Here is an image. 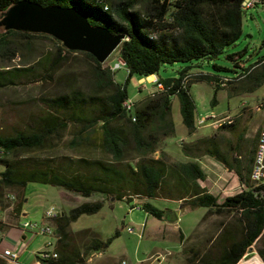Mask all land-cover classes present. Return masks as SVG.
<instances>
[{
	"label": "trees",
	"instance_id": "16d2710c",
	"mask_svg": "<svg viewBox=\"0 0 264 264\" xmlns=\"http://www.w3.org/2000/svg\"><path fill=\"white\" fill-rule=\"evenodd\" d=\"M22 0H0V17L12 5ZM42 7L74 8L87 17L92 26L106 28L112 34H124L126 40L118 48V55L127 70L123 85L114 81L109 66L98 63L84 52L69 51L45 34L23 31H5L0 27V90L28 83H53L57 92L40 99L44 109L26 131L0 134V206L6 208L5 196L9 191L24 190L28 183H39L61 188L83 197L104 195L109 200L133 201L144 199L141 208L158 220L172 218L168 210H161L149 201L155 198L180 200V209L206 208V215L234 213V221L222 224L212 244L218 246L215 258L201 257V264H237L247 251L264 239V184L252 187L250 172L258 134L249 144L244 161L234 157L230 162L213 138L202 139L182 146L186 162H169L165 155L154 159L160 143L175 135L171 119V98L179 103L181 121L188 136L195 131L196 105L190 94L195 83L212 84L211 105H216V92L221 78L234 82L244 79L241 89L254 93L264 85V56L245 67L241 54H226L241 35V0H27ZM106 8V9H105ZM36 40H48L54 51L36 56ZM80 56L87 65L88 89L86 93L74 86V79L61 73L70 57ZM224 58L232 61L234 69L212 63L214 72H233L223 77L203 71L211 62ZM18 60L17 64H13ZM187 63L176 78L158 76L164 65ZM195 69V70H194ZM240 70V72L237 71ZM190 75L184 81L186 75ZM133 75L139 79L155 75L165 92L148 95L134 105L133 117L127 115L122 104L128 99L126 86ZM59 92L58 89H62ZM73 127L67 146L83 148L85 156L69 160L67 164L53 166L49 159L25 157L49 150L54 140L60 141L64 132ZM233 124L220 129H232ZM98 151L102 158L89 154ZM208 155L233 172L241 190L224 198L221 203L201 182L205 174L197 162ZM136 161L135 163H131ZM127 161V163H125ZM16 202L14 211H21ZM103 202H87L62 213L56 222L60 239L56 243V259L40 264H81L80 252L65 242L66 228L82 215H93ZM175 218V217H173ZM57 233V232H56ZM118 233L115 234V237ZM111 239L102 242L92 239L89 250L107 248ZM264 262V248L256 250ZM85 260V257H83ZM0 259V264H3Z\"/></svg>",
	"mask_w": 264,
	"mask_h": 264
},
{
	"label": "rangeland",
	"instance_id": "374dc122",
	"mask_svg": "<svg viewBox=\"0 0 264 264\" xmlns=\"http://www.w3.org/2000/svg\"><path fill=\"white\" fill-rule=\"evenodd\" d=\"M175 1V0H171ZM241 35L234 45L225 50L226 54H241L240 61L245 67L256 63L264 56V3L242 13ZM34 48L36 56L53 52V44L48 40H36ZM15 60L13 64H17ZM116 62H122L118 55V48L103 63L104 66H113ZM212 63L228 69H234L232 61L219 58L203 67V71L219 76L231 77L233 72H214ZM187 63H174L164 65L160 68L158 76L163 79L176 78L179 70L187 66ZM240 72L239 69H237ZM67 78L74 79V86L88 93L87 65L82 61V57L75 56L69 58V63L61 69ZM127 70L120 67L114 71V81L123 85L127 78ZM150 80L153 76L148 77ZM244 79L221 87L216 92V105H211L214 93V86L207 83H195L190 94L196 105V117L205 118L215 115L217 118L230 116L233 120L232 129L210 128L207 126L196 129L190 142L187 131L182 124L179 113V103L176 97L172 98L171 119L175 126V135L164 139L152 155L158 159L165 155L169 162H186L181 156L182 146L191 145L202 139L213 138L220 149L226 154L231 162L234 157H247L249 144L255 140L259 132L264 106V85L254 93H245L241 89ZM128 99L137 102L150 95L154 90V84L144 79L140 82L138 76L129 78L126 86ZM63 92L62 89H58ZM57 92L53 83L40 84L28 83L23 86L10 87L0 90V134L9 135L16 131H26L33 125L37 116L43 112V105L40 101L42 97H52ZM258 109V110H257ZM73 127L71 126L63 134L60 141L54 140V146L45 151L32 153L25 157L49 159L53 166L67 164L69 160H76L85 156L83 148L71 149L67 146L72 137ZM183 154V153H182ZM184 156V154H183ZM92 158H102L98 151L89 154ZM187 158V157H186ZM133 161L131 163H135ZM205 171V181L201 185L210 189L217 196L228 197L241 190L237 176L227 170V167L216 161L214 158L203 155L197 160ZM215 163L211 165V163ZM127 163V161L125 162ZM210 163V164H209ZM5 167L0 164V173ZM220 182L213 186V181ZM7 195L16 198V202L23 204V213L20 221L41 222L44 211L50 206H55L62 213L67 215L69 211L82 203L103 202L102 209L93 215H82L76 222L71 223L65 230L66 240L72 248L80 252L81 264H119L124 260L127 264H201V257L209 253V259H213L218 254V246L212 244L213 239L219 234L221 225H230L234 219V213L209 214L203 208L183 211L179 209L176 202L166 198H155L149 202L161 209L168 210L174 219L158 220L150 216L141 208L140 203L144 199L133 198V201L109 200L104 195L93 194L90 197H83L76 193L65 191L61 188L39 183H28L24 190L9 191ZM23 199L27 200L23 203ZM139 207V208H137ZM8 224L16 223L18 215H7ZM6 223V224H7ZM47 223V221H46ZM2 225L4 230L7 225ZM49 224L58 233L56 222ZM129 228H134L135 232L128 233ZM4 232V231H3ZM118 236L115 237V234ZM183 233V234H182ZM51 237H37L36 243L29 247L30 252L34 247H39L42 240ZM92 239H100L106 242L111 239L107 248L99 251L89 250L85 255L86 248L90 247ZM264 248V239L253 245L246 253L244 261L258 257L256 250ZM85 257V260L83 259ZM256 257V258H257ZM259 258V257H258Z\"/></svg>",
	"mask_w": 264,
	"mask_h": 264
},
{
	"label": "water",
	"instance_id": "95a60500",
	"mask_svg": "<svg viewBox=\"0 0 264 264\" xmlns=\"http://www.w3.org/2000/svg\"><path fill=\"white\" fill-rule=\"evenodd\" d=\"M5 31L45 34L59 41L69 51L88 53L98 63H105L126 40L124 34H112L101 26H92L85 15L74 8L42 7L22 0L0 17Z\"/></svg>",
	"mask_w": 264,
	"mask_h": 264
},
{
	"label": "built area",
	"instance_id": "2783aa9c",
	"mask_svg": "<svg viewBox=\"0 0 264 264\" xmlns=\"http://www.w3.org/2000/svg\"><path fill=\"white\" fill-rule=\"evenodd\" d=\"M263 3L264 0H241L240 9L242 12H245ZM120 67H124L123 62L114 63L113 66H110V69L114 72L115 70H118ZM189 77H190L189 74L186 75L184 77V81H187ZM144 79L148 80V77ZM144 79L142 78L140 82H142ZM231 81H233V79L231 78H221L219 80V85L221 87H225ZM149 82L154 84V90L150 94L151 96L154 95L155 93L165 92L168 89H170V87H165L162 83L158 82L157 79H154L153 81H149ZM134 105L135 102L131 101L130 99H126L122 104L123 110L127 113V115L132 116V121H135V118L133 117ZM262 112H263V119L259 129L257 147L254 152L253 163L249 175L252 187H257L259 185L264 184V106ZM232 123L233 120L230 118V116H225L224 118H217L215 115L212 114L211 116L205 118H201V117L195 118L196 129H199L200 127H204V126L210 128H219L223 125H230ZM15 200L16 198L14 196L6 195L5 201L6 203H8V206L6 208H2L0 206V243L2 242L4 237V232L2 229L3 213L4 212H10L13 214L15 213L13 207V203L15 202ZM61 216H62V212L58 208H56L55 206H50L44 211L43 222L24 221L21 222L20 224L21 229L24 231H29L33 235L48 236L51 237L52 239L47 241L43 246V249L36 254L38 264H40L42 261H47L50 259L57 258L55 247L57 241L60 239V236H57L54 228L49 224V222L56 221ZM127 231L129 234H132L135 232V229L129 228ZM245 256L246 254L237 264H264V262L261 260L259 256H258L259 258L256 256L257 258L254 257L247 261H244ZM18 258H19V254L17 252L8 249H4L0 251V259H2L4 262L8 264H18ZM119 264H127V262L122 260L119 262Z\"/></svg>",
	"mask_w": 264,
	"mask_h": 264
},
{
	"label": "crops",
	"instance_id": "0c3cea01",
	"mask_svg": "<svg viewBox=\"0 0 264 264\" xmlns=\"http://www.w3.org/2000/svg\"><path fill=\"white\" fill-rule=\"evenodd\" d=\"M152 76H153V79L150 80L148 78L149 81H153L154 79H157V77L155 75H152ZM172 98H171V106H172ZM261 117H263L262 114H261ZM191 139H192V136H189V139L186 142H190ZM181 156H182L183 159L185 158V160H189L188 158L183 156L182 153H181ZM212 164L215 165V163H213V162L211 163V165ZM201 169L203 170V172L205 174V171H204L202 166H201ZM219 182H220L219 180H217L216 182L213 181L212 185L216 186V184H218ZM208 192L217 198L218 203H221L224 200V198H226V197L223 198L222 196H217L216 194L212 193V191L210 189L208 190ZM26 201L27 200L23 199V203H25ZM171 201L176 202L178 204V206H179V209H180V204H181L180 200H171ZM203 209H205V211L207 212L206 208H203ZM188 210L189 209H185L183 211H188ZM9 213L10 212H4L3 213L2 225H5L7 223L6 220H7V217H8L7 215H9ZM10 214H13V213H10ZM14 215H18L19 220H17L16 223L14 222L13 224H8V223L6 224L7 227L3 230L4 231V237H3L2 242L0 243V251H2L4 249H8V250L17 252L19 254L18 264H38L37 263L36 254L43 249V246L45 245V243L47 241H49V239L42 240L41 246H39V247L36 246L29 252L28 251L29 247L33 246L36 243L37 237H41V236L33 235L31 232L24 231V230L21 229V227H20V224H21L20 219H21L22 216H26L23 213V204L21 206L20 213L17 214L15 212ZM171 219H174V221H176L175 218H171ZM41 222H43V219L41 220ZM3 264H8V263L3 262Z\"/></svg>",
	"mask_w": 264,
	"mask_h": 264
},
{
	"label": "bare ground",
	"instance_id": "6f19581e",
	"mask_svg": "<svg viewBox=\"0 0 264 264\" xmlns=\"http://www.w3.org/2000/svg\"><path fill=\"white\" fill-rule=\"evenodd\" d=\"M106 9V8H105Z\"/></svg>",
	"mask_w": 264,
	"mask_h": 264
}]
</instances>
